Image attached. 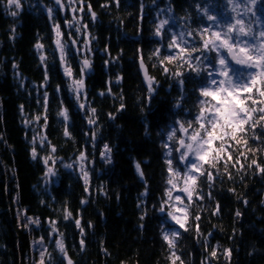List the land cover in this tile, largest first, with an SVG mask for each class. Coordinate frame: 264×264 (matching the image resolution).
Segmentation results:
<instances>
[{
    "label": "trees",
    "instance_id": "trees-1",
    "mask_svg": "<svg viewBox=\"0 0 264 264\" xmlns=\"http://www.w3.org/2000/svg\"><path fill=\"white\" fill-rule=\"evenodd\" d=\"M20 4L17 9L0 0V264H34L30 236L43 238L51 249L52 254L44 253L45 264H67V257L74 264H172L173 253L180 258L176 264H264L260 170L264 121L255 128L246 125L242 137L247 145L243 140L239 145L229 141L231 147L216 168L204 164L202 170L211 171L214 178L208 181L197 173L198 195L193 193L189 201L177 188L185 186L182 177L197 159L191 154L180 159L184 152L179 140H189L198 128L200 101L211 99L202 97L200 89L208 86V72L217 66L218 54L191 52L187 59L192 67L183 60H164L179 52L168 47L174 35L188 51L202 49V35L211 38L236 20L250 26L258 38L264 30V0H60L59 4L20 0ZM208 16L216 17V22ZM161 20L168 24L157 35ZM57 25L63 61L56 44ZM220 54L228 59L226 49ZM141 58L152 91L140 74ZM85 59L93 72L84 70L82 76ZM229 64L236 79L241 72L254 71ZM65 68L71 69V77ZM81 78L84 88L78 99L70 85ZM253 94L258 101L264 99L255 89ZM248 106L252 107L250 102ZM63 110L67 120L60 115ZM260 115L255 113L253 121ZM181 125L188 134L180 131ZM173 129L175 138L168 140ZM105 145L111 149L110 161ZM219 147L220 142L213 141V148ZM228 153L232 159L225 171ZM169 160L173 173L180 176L169 173ZM48 168L55 175H46ZM170 176L175 188L167 183ZM177 195L182 201L175 200ZM180 206L184 212L173 213L182 220L187 213V231L168 216ZM67 212L72 215L65 219ZM35 219L40 223H31ZM173 231L179 236L170 249L163 234ZM59 237L66 256L56 246Z\"/></svg>",
    "mask_w": 264,
    "mask_h": 264
},
{
    "label": "snow or ice",
    "instance_id": "snow-or-ice-1",
    "mask_svg": "<svg viewBox=\"0 0 264 264\" xmlns=\"http://www.w3.org/2000/svg\"><path fill=\"white\" fill-rule=\"evenodd\" d=\"M231 3L232 0H229ZM9 5H14L17 9L21 7L20 0H7ZM57 3H60V0H57ZM252 3H255V0H252ZM90 8V6H89ZM235 10V9H234ZM13 16H16V12L11 13ZM49 15H51V9H49ZM93 18L95 17V13H92ZM208 19L216 22V17L208 16ZM168 24V20H161L156 29V34H161V29H163L164 25ZM226 31L224 32H213L211 38H204L201 36L203 41L202 49L192 48L191 51L183 48L178 44L177 37L174 35L172 42L168 45L169 48H179V52L176 56H168L165 57L164 60L172 62L174 60H183L185 63L192 67L191 60L187 59V57L191 56V52L195 51H216L217 52V66L212 68L211 71L208 72L209 83L208 86L202 87L200 89V95L205 98L211 99H202L200 101V110L199 114L196 116V122L198 124V128L193 130V134L189 136V141L186 143L183 139L179 140L180 145L186 149L184 153H182L180 159L186 160L189 154L193 155L197 159V163H192L189 170L184 173L182 179L184 180L185 187L181 189V191L187 194V199L192 201L193 193L197 192V180L198 176H206L208 181L213 180V174L211 171H203L204 164H208L210 168H216L217 163L224 159L223 153L228 152V148L231 147L229 141H234L237 145L242 143L243 137L242 134L246 132V125L252 128L256 127V124L260 121H264V107H256V105L264 104V99L257 100L253 98V89L259 94L260 97L264 98V30L259 32V37L255 35L253 29L249 27H245L244 22L242 20H236L235 24H228L225 26ZM205 33L208 32V29L203 30ZM62 33L60 31L59 26H56V44L57 47L61 49V60H64V45L61 44ZM191 35V33H189ZM180 37H183V33L180 34ZM241 37H249L254 42H249L248 39L242 40ZM75 43V41H72ZM37 47H42V45H37ZM220 49H226L228 56L234 61L237 65L243 66L245 69H252L254 71L241 72L240 78H235V69H232L228 59L225 58L224 55L220 54ZM156 55L159 54V49L156 50ZM45 58L41 56V60L43 61ZM199 61V57H196ZM164 60H161V64L164 63ZM90 66V62L88 59L83 61V67L81 69V75L83 76V72ZM143 67V62L141 63ZM164 71L168 72L169 69L164 67ZM193 71L199 72V68L193 67ZM65 73L69 77H71L72 72L70 68H65ZM176 76H182L183 73L176 72L174 73ZM214 76L222 77V79L214 78ZM183 81H181V84ZM148 87L149 91L153 90L152 79H148ZM77 93V98L79 99L81 90L84 88L83 79L73 80L70 85ZM244 93H247L245 96ZM243 97V98H242ZM46 99V95H45ZM214 101V103H213ZM248 101L251 102L252 107L248 106ZM22 107V106H21ZM83 107V105H81ZM123 108V104L121 105ZM95 109H92V112L95 113ZM259 112L261 115L259 116L258 121H253V115ZM60 115H62L65 120L68 119L67 110H63ZM39 119V117H36ZM46 119V117H45ZM90 124L95 123L94 120L89 119ZM188 127H192V123L189 122ZM175 129L172 130L168 134V140H173L175 138ZM180 131L187 133L188 128H185L184 125L180 126ZM65 135L68 136L70 133L65 130ZM213 141H219L220 147L213 148ZM243 143L247 145V141L243 140ZM165 148L169 146L167 144L164 145ZM105 149L109 153L108 160H111L110 152L111 149L108 145H105ZM55 149L53 148V151ZM215 155H212V153ZM243 155V153H240ZM36 156L35 150H33V157ZM84 157V154L81 153V158ZM232 159L231 153H228L227 160L225 161V171H227V163ZM203 162V163H200ZM45 163H47V159H45ZM252 164H257L255 160L252 161ZM168 171L169 173H173L172 161H168ZM260 168V165H257ZM137 172L143 177V172L140 168V164H136ZM262 172H264V168H260ZM46 175H55V172L52 168H48V172ZM173 176H180L179 172L173 173ZM173 176H170L167 180V183L172 185V188L176 187ZM85 184L88 183L87 173H84ZM169 199L172 198L171 190H167L166 192ZM202 199V197H200ZM176 201H182L181 196L177 195L175 197ZM83 203V202H82ZM167 203V201H164ZM161 211H164V208L161 207ZM182 209H177V211H181ZM218 210V208H217ZM71 212H67L65 219L71 216ZM239 216L240 213L238 212ZM168 216L175 221L176 224L180 226V228L185 227V221L187 220V213H185L184 220H182L179 216L175 215L173 211H168ZM195 219H199L196 217ZM31 223L39 224V219L31 220ZM77 227H80V220L75 221ZM53 224V231H56L55 222ZM81 233L83 234V228H81ZM179 236V233L173 231L171 233L164 232L163 239L167 242L168 247L174 248L176 244V240ZM43 238H41V242ZM57 248L62 253H65V246L63 240L55 241ZM81 247L84 245V241L81 240ZM226 254L230 255L231 250H225ZM41 260L40 264H45L44 262V252H41ZM212 256L216 255V252L213 251L211 253ZM173 261L172 264H176V261L180 258L175 256L173 253ZM68 264H73L71 259H68ZM180 264H183V261H180Z\"/></svg>",
    "mask_w": 264,
    "mask_h": 264
},
{
    "label": "rangeland",
    "instance_id": "rangeland-1",
    "mask_svg": "<svg viewBox=\"0 0 264 264\" xmlns=\"http://www.w3.org/2000/svg\"><path fill=\"white\" fill-rule=\"evenodd\" d=\"M227 51V50H226ZM228 57V56H227ZM229 60V59H228ZM253 98H254V94H253ZM250 101H248L247 103H249ZM251 103V102H250ZM184 134H185V132H183ZM186 134H188V133H186ZM186 143H188V142H190L189 140H184ZM179 149H182L181 151L182 152H185L186 151V149L185 148H183L181 145H180V143H179ZM183 184H184V180H183ZM185 186H182V187H178L177 188V191H180V192H183V191H181V189L182 188H184ZM183 193H185V192H183ZM172 205V204H171ZM177 209H182L181 211H177ZM169 210H170V207H169ZM171 211V210H170ZM173 212H184V207H182V206H180V207H177L176 208V210L175 211H173ZM180 217V216H179ZM170 219H172L171 217H170ZM42 243L43 244V242H41V239L39 238V239H37V242H36V244H33V248H32V251L33 252H35L36 253V259L33 257V255L31 256V261L34 263V264H40V260H41V252H44V248H43V246L42 245H39V246H41L42 247V249H43V251L42 250H39V251H35V248H36V246L38 245L37 243ZM44 245H45V243H44Z\"/></svg>",
    "mask_w": 264,
    "mask_h": 264
},
{
    "label": "water",
    "instance_id": "water-1",
    "mask_svg": "<svg viewBox=\"0 0 264 264\" xmlns=\"http://www.w3.org/2000/svg\"><path fill=\"white\" fill-rule=\"evenodd\" d=\"M73 44H74V51H75V53H78V47H77L76 42L73 43ZM227 56H228V53H227ZM228 58H229V61L232 64L237 65L234 61L231 60V58L229 56H228ZM142 62H143V67L141 66V63ZM138 63H139V71H140L141 76L148 82V79L150 78V75H149V70H148L147 65L145 64V62L143 61L142 58L139 59ZM85 72H86V74H90L91 72H93V68H92L91 64H90V66L87 69H85Z\"/></svg>",
    "mask_w": 264,
    "mask_h": 264
},
{
    "label": "bare ground",
    "instance_id": "bare-ground-1",
    "mask_svg": "<svg viewBox=\"0 0 264 264\" xmlns=\"http://www.w3.org/2000/svg\"><path fill=\"white\" fill-rule=\"evenodd\" d=\"M15 212H16V210H15ZM17 216H18V214H17ZM23 216V215H22ZM24 217V216H23ZM18 218V217H17ZM30 233H32V234H34L33 233V231H29ZM30 242H31V255H33V257L36 259L37 257H36V253L35 252H33L32 251V248H33V244H36V242H37V238L35 237V236H30ZM57 240H62L60 237L57 239ZM43 242V241H42ZM38 245L36 246V248H35V251H39V250H42L43 251V249H42V247L41 246H39V245H42L43 246V248H44V253L45 252H48V254L50 255V254H52V251H51V249H48V247L46 246V245H44V242H43V244L42 243H37ZM70 259V258H69ZM74 262V261H73Z\"/></svg>",
    "mask_w": 264,
    "mask_h": 264
}]
</instances>
